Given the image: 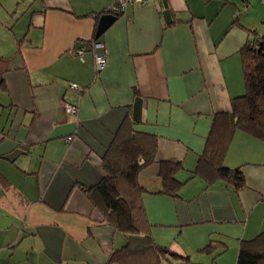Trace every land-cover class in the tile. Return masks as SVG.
<instances>
[{"label": "crops", "instance_id": "1", "mask_svg": "<svg viewBox=\"0 0 264 264\" xmlns=\"http://www.w3.org/2000/svg\"><path fill=\"white\" fill-rule=\"evenodd\" d=\"M110 4L0 0V264H112L126 236L87 190L125 118L158 140L139 181L163 264H237L264 232V141L233 135L224 165L242 170L243 189L194 172L214 116L246 93L241 50L264 37V1L148 0L96 39ZM94 40L107 48L99 72ZM162 161L181 164L179 197L156 193Z\"/></svg>", "mask_w": 264, "mask_h": 264}, {"label": "trees", "instance_id": "2", "mask_svg": "<svg viewBox=\"0 0 264 264\" xmlns=\"http://www.w3.org/2000/svg\"><path fill=\"white\" fill-rule=\"evenodd\" d=\"M241 54L246 93L232 101L230 112L214 116L205 151L194 172L209 184L223 181L236 190L246 185L244 173L240 168L224 165L235 131H244L264 141V37L247 43ZM157 141L154 135L137 131L132 121L125 118L102 157L103 178L87 190L93 206L126 236V244L112 253V264H163L169 253L154 241L143 200L147 190L139 181L140 173L156 162ZM180 168L177 162H160L163 184L162 190L156 193L179 197L183 183L176 174ZM174 257L185 258L176 253ZM237 264H264V232L242 242Z\"/></svg>", "mask_w": 264, "mask_h": 264}, {"label": "built area", "instance_id": "3", "mask_svg": "<svg viewBox=\"0 0 264 264\" xmlns=\"http://www.w3.org/2000/svg\"><path fill=\"white\" fill-rule=\"evenodd\" d=\"M148 0H111V4L107 8L105 13L113 14L116 16H119L123 14L126 10V8L129 5H144L147 3ZM264 1V0H263ZM93 48L94 49H100L102 48L104 50L103 53H97L95 52V68L99 72L102 69H104L107 65V48L105 45L99 41L93 42ZM79 55H82V51H77ZM71 87L73 90L77 92H83V88L79 87L77 84L71 83ZM65 110L69 115L72 116H78L79 114V106L72 105L69 103H65ZM72 137H69L67 141H71Z\"/></svg>", "mask_w": 264, "mask_h": 264}, {"label": "water", "instance_id": "4", "mask_svg": "<svg viewBox=\"0 0 264 264\" xmlns=\"http://www.w3.org/2000/svg\"><path fill=\"white\" fill-rule=\"evenodd\" d=\"M118 16L113 14H103L100 16L97 32H96V39L100 38L104 32L111 26V24L117 19Z\"/></svg>", "mask_w": 264, "mask_h": 264}, {"label": "rangeland", "instance_id": "5", "mask_svg": "<svg viewBox=\"0 0 264 264\" xmlns=\"http://www.w3.org/2000/svg\"><path fill=\"white\" fill-rule=\"evenodd\" d=\"M262 26H264V23H263ZM260 32H261V33H264V29H260Z\"/></svg>", "mask_w": 264, "mask_h": 264}]
</instances>
